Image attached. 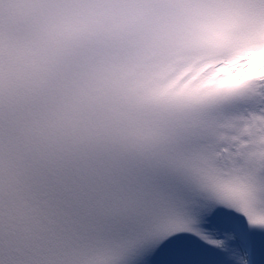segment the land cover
<instances>
[{
	"label": "snow or ice",
	"instance_id": "snow-or-ice-1",
	"mask_svg": "<svg viewBox=\"0 0 264 264\" xmlns=\"http://www.w3.org/2000/svg\"><path fill=\"white\" fill-rule=\"evenodd\" d=\"M0 264H264V0H0Z\"/></svg>",
	"mask_w": 264,
	"mask_h": 264
}]
</instances>
